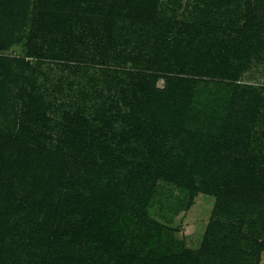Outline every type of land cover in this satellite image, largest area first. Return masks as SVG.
I'll list each match as a JSON object with an SVG mask.
<instances>
[{
	"label": "rangeland",
	"instance_id": "obj_1",
	"mask_svg": "<svg viewBox=\"0 0 264 264\" xmlns=\"http://www.w3.org/2000/svg\"><path fill=\"white\" fill-rule=\"evenodd\" d=\"M96 4L0 0V264H264V0Z\"/></svg>",
	"mask_w": 264,
	"mask_h": 264
},
{
	"label": "trees",
	"instance_id": "obj_2",
	"mask_svg": "<svg viewBox=\"0 0 264 264\" xmlns=\"http://www.w3.org/2000/svg\"><path fill=\"white\" fill-rule=\"evenodd\" d=\"M91 1V5L92 6H90L91 8H93L95 11H98L99 9H100V6L99 5H97L96 4V2H97V0H90ZM107 18H111L112 19V16L109 14L108 16H107ZM111 19H110V22H111ZM233 24H231V22H229V24H228V26L227 27H230V26H232ZM249 24H247V26H248ZM108 34L111 36V37H113L112 36V34H111V32H108ZM237 37V39H235V41L236 40H238L239 39V37H240V35H237L236 36ZM259 42H260V44L261 43H263L264 41H261L260 39H259ZM88 46H87V50H89V54H88V56L87 57H90L91 58V61H94L95 60V58H99V61H100V63H102V64H105V63H107V62H104V60L106 59L107 60V58L109 57V54L110 53H113L115 50H112L111 52L109 51V50H98V53H96L94 50H91V46H90V43H88L87 44ZM2 48H4L5 46H1ZM110 48L111 47H113V46H109ZM100 48V47H99ZM98 48V49H99ZM96 53V54H95ZM99 71H102V73H107L108 74V77H110V81H112L113 80V82H114V80L115 79H117V80H119L121 77L120 76H118V74H124V76H129L130 78H132V80H134V79H137L138 77L140 78V76H141V74H139V73H134V72H122L121 71V69H120V72L117 70V69H108V68H106V69H102V70H99ZM111 74H113V76H111ZM115 83V82H114ZM130 83V85L131 86H133V84H132V81L131 82H129ZM114 96H116V94H111L110 96H107V98H103L102 97V101H101V104H102V106L101 107H104V104L106 103V102H109L110 104H109V110L108 111H106V110H103V112H98V110H94L95 112H94V118H92V119H90V122L91 123H97V124H102L103 126H104V128L106 127L107 128V125L109 124V123H111V122H116L117 121V123H118V119L120 118V110H121V107H120V105L117 103V101H115V103H114V101L112 100V97H114ZM96 108H100V105H97L96 106ZM77 118H79V117H77ZM82 121V119L80 118V123L79 124H77V127H74V126H72L71 128H70V130H69V132H68V134H67V141L68 142H74L75 143V141L77 140L76 139V137H77V135L79 134V132H78V129L77 128H79V125L81 124V125H84V123L83 122H81ZM73 136V137H72ZM156 146H157V144H155ZM162 147V146H161ZM161 147H158V148H155V150H153V152H151V157H150V161H153V160H155V163H156V172H157V174L156 175H159L158 177L161 179V180H166V179H168L167 177V174L169 173V172H171L172 170H173V168L172 167H178L177 165V161L178 160H174L177 156L176 155H174V154H172L171 152H165V151H163V149L161 148ZM94 153V152H93ZM92 153V154H93ZM100 159H102L103 161H106L107 159L106 158H104L103 157V155H101V157H99ZM158 159V160H157ZM74 161H76L77 162V158L76 159H74ZM154 162V161H153ZM95 163H97V162H95ZM82 165L84 166V167H86L87 166V161L85 160V159H83L82 158ZM85 223V225H86V222H84ZM105 228H104V232H105ZM62 236H59L57 239H55L54 241H55V243H56V240H58V239H60ZM88 238H90L91 239V241L93 240V234L91 235V236H89ZM62 239V238H61ZM95 242V241H94ZM68 243H70V244H72V245H76L74 242H72V241H70V242H68ZM98 243L99 244H102L101 243V240L99 241V238H98ZM103 245V244H102ZM102 245H101V248L103 249V250H105V251H107L108 249H107V247L109 248V246L106 244V247H105V245H103V247H102ZM100 248V249H101ZM123 261V260H122Z\"/></svg>",
	"mask_w": 264,
	"mask_h": 264
}]
</instances>
